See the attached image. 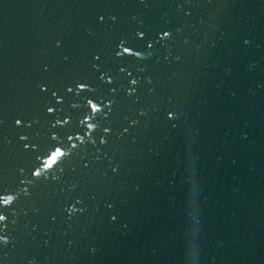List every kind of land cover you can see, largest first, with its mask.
<instances>
[{
  "label": "water",
  "instance_id": "obj_1",
  "mask_svg": "<svg viewBox=\"0 0 264 264\" xmlns=\"http://www.w3.org/2000/svg\"><path fill=\"white\" fill-rule=\"evenodd\" d=\"M7 195L0 264H264V0H0Z\"/></svg>",
  "mask_w": 264,
  "mask_h": 264
},
{
  "label": "snow or ice",
  "instance_id": "obj_2",
  "mask_svg": "<svg viewBox=\"0 0 264 264\" xmlns=\"http://www.w3.org/2000/svg\"><path fill=\"white\" fill-rule=\"evenodd\" d=\"M168 33H164V36L161 37L162 39L167 38ZM122 53L123 54H128V55H139L138 53H133L130 49L128 48H123L122 49ZM133 84H135V81H133ZM81 90H85V86L81 85ZM89 107L91 109V113L95 114V113H100L102 111L101 107L98 106L96 103L89 101L88 102ZM49 111L51 112L52 110L49 109ZM90 118L88 120H84L82 121V123L87 124V126L89 128L93 127V124L89 122ZM20 121H17V124H19ZM71 139V138H70ZM76 139H79V137H76ZM65 155V153L63 151H61V149H56L54 150L51 155H49V157L47 158V160H45L44 162V167L45 168H51L54 164L57 163L58 160H60L63 156ZM37 175H39V172L36 173ZM13 203V196L11 195H7L6 198L5 196H0V204L2 205H10ZM5 221V217L3 215H0V222Z\"/></svg>",
  "mask_w": 264,
  "mask_h": 264
}]
</instances>
